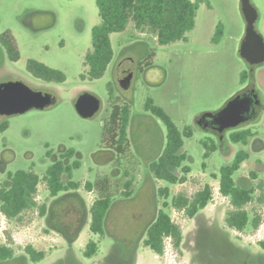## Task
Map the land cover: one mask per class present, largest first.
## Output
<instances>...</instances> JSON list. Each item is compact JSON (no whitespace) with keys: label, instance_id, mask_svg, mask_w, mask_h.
Listing matches in <instances>:
<instances>
[{"label":"rangeland","instance_id":"obj_1","mask_svg":"<svg viewBox=\"0 0 264 264\" xmlns=\"http://www.w3.org/2000/svg\"><path fill=\"white\" fill-rule=\"evenodd\" d=\"M252 1L259 12L256 28L264 37V0ZM100 21L96 0H0V35L10 31L20 51L19 60L12 61L2 48L0 82L20 79L35 89L53 90L58 95V103L51 107L4 117L9 125L0 131V187L9 186L8 172L18 170H34L41 181L35 202L20 219H8L0 206V242L15 250L12 259L0 264H127L134 251L135 264H264V200H258L264 195V63L253 66L241 55L247 26L241 0H199L196 24L187 33L188 39L165 45L149 27H137L131 21L125 31L111 34L114 58L102 77L91 80L82 75L88 70L85 56L92 50V30ZM219 24L222 35L216 41ZM32 58L62 69L67 79L55 83L34 77L27 68ZM127 72L132 75L124 87L122 79ZM243 74L247 75L245 82ZM251 83L263 103L257 118L239 126L253 130L251 142L233 143L229 140L233 129L226 130L224 141L206 158L202 141H220L215 133L199 127L198 117L218 111ZM84 91L101 99L100 110L91 118L81 116L75 107L76 98ZM148 97L170 115L182 133L192 128V136L183 134L187 163L192 168L183 184L149 176L148 162L162 152L167 127L145 110ZM117 101L132 105L128 127L131 146L120 160L111 151L102 152L106 149L104 125ZM253 139L260 143L254 146ZM70 148L76 150L73 159L81 161L73 170V180L82 183L79 192L88 207L101 190L95 187L89 191L87 181L108 178L114 201L123 198L124 191H132L128 203H116L104 235L93 233L86 224L80 237L70 241L51 226L47 214L40 212L44 203L48 207L52 203L43 177L61 158V152ZM242 148L250 157L234 178L241 186L256 189L255 199L246 208L251 216L258 213L262 219L257 229L249 226L236 231L224 221L233 206L220 192V169ZM206 184L213 187L214 199L196 219L169 207L184 231L181 250L168 245L160 256L145 246L144 231L153 211L164 201L158 190L168 187L171 203L174 195L193 196ZM90 239L98 242V251L88 257L84 249ZM28 245L45 251V257L31 261L25 251Z\"/></svg>","mask_w":264,"mask_h":264},{"label":"trees","instance_id":"obj_2","mask_svg":"<svg viewBox=\"0 0 264 264\" xmlns=\"http://www.w3.org/2000/svg\"><path fill=\"white\" fill-rule=\"evenodd\" d=\"M96 3L101 21L93 27L92 50L85 56L88 70L82 75L83 78L88 77L91 80L102 77L114 58L112 33L125 31L132 21L137 27H149L157 34L158 42L162 45L187 40V33L195 27L199 8V0H96ZM221 35L222 27L219 24L214 40L218 41ZM0 46L6 50L12 61L19 60L20 51L10 31L0 35ZM150 64L151 62H147V65ZM27 68L34 77L46 82L62 83L67 79L62 69L37 59H29ZM246 76L242 75L243 82L246 81ZM248 86L254 88L259 94L254 83ZM145 110L162 119L167 127V139L162 152L148 162L149 174L155 179L165 180L171 184L185 183L189 179L192 168L187 163L188 153L184 150L183 134L192 136V128L187 127L182 133L170 115L151 97H148L145 102ZM131 114L130 103L114 102L104 125L103 146L111 150L118 160L129 152L131 146L128 131ZM0 116L2 117L0 131H4L8 128L9 121L4 118L5 116ZM253 136L254 132L251 128L239 127L230 131L229 140L233 143L248 145ZM202 143L206 147V158L219 147L214 139L203 140ZM75 155V149H67L62 154V158L53 162L47 169L43 180L47 184L50 196L55 199L49 207L47 203H44L40 208L42 215L47 214L51 226L70 241L78 238L88 215L91 216L90 230L104 235L109 214L116 205L114 195L110 191L109 179L105 177L95 182H86L85 186L89 191L95 187L101 190V195L88 207L85 198L79 192L82 183L73 180V170L81 166L79 159H73ZM249 157V151L242 148L235 153L231 162L220 169V192L230 199L233 206L226 213L224 221L228 228L236 231H244L249 226L257 229L262 219L258 213L251 216L246 208L255 199L256 189L243 187L234 178V174ZM203 165L205 168L206 164ZM8 176L10 185L0 187L1 211L8 219H20L23 212L30 209L35 202L41 177L34 170L8 172ZM126 185L129 188L131 181H128ZM260 186L262 187V184ZM158 191L164 201L144 231L143 243L162 256L166 250L168 237L172 238V244L177 250H181L185 237L182 226L173 219L169 207L172 206L184 212L189 219H192L212 201L214 193L213 187L206 184L193 196L184 193L174 195L170 203L168 201L170 189L164 187ZM131 195L132 191L129 189L123 192L126 198ZM258 200L263 201L264 195ZM25 251L33 262L41 260L46 255L45 251L37 250L32 245L26 246ZM97 251L98 242L90 239L85 246L84 254L91 257ZM14 254L13 247L0 242V261H8L14 257ZM136 255L134 251L127 264H135Z\"/></svg>","mask_w":264,"mask_h":264},{"label":"water","instance_id":"obj_3","mask_svg":"<svg viewBox=\"0 0 264 264\" xmlns=\"http://www.w3.org/2000/svg\"><path fill=\"white\" fill-rule=\"evenodd\" d=\"M241 7L247 21L245 37L240 52L242 57L251 65L264 63V37L256 28L259 17L257 7L252 0H241ZM1 57V51H0ZM132 73L122 79V86L128 87ZM58 103V96L53 92L35 89L23 80H5L0 82V115L12 116L22 114L33 108L46 109ZM101 99L91 91L78 95L75 107L79 114L91 118L101 108ZM260 94L255 89L234 95L222 108L216 112H206L198 117V124L212 127L225 139V132L256 118L263 109Z\"/></svg>","mask_w":264,"mask_h":264},{"label":"flooded vegetation","instance_id":"obj_4","mask_svg":"<svg viewBox=\"0 0 264 264\" xmlns=\"http://www.w3.org/2000/svg\"><path fill=\"white\" fill-rule=\"evenodd\" d=\"M0 51H2V48H1V46H0ZM253 66H255V65H253ZM252 89H254V88H252V87H249V86H246V87H244L238 94H240V93H244V92H246V91H250V90H252ZM48 91H50V92H53L54 94H56L57 95V93L55 92V91H53V90H48ZM58 96V95H57ZM262 106L261 105H257L256 106V109H260ZM263 110V109H262ZM261 110V111H262ZM261 113V112H260ZM259 113V114H260ZM258 114V115H259ZM258 115H257V117H258ZM256 117V118H257ZM253 119H255V118H253ZM252 119V120H253ZM251 121V120H250ZM249 122V121H248ZM245 124V123H244ZM243 125V124H242ZM241 126V125H240ZM199 127H203V128H205L206 130H208V131H211V132H213V133H215L217 136H218V138H219V141H220V143H219V146H220V144H221V142L222 141H224V140H221V138H220V134L215 130V129H213L212 127H207L205 124L203 125V126H200L199 125ZM251 142V141H250ZM260 143V140L259 139H253V145L255 146V144L257 145V144H259ZM222 144H225L224 142L222 143ZM263 146L262 145H260V147L258 148L259 150L262 148ZM67 149H64L62 152H61V158H62V154L66 151ZM109 151H111V150H109V149H104L102 152L104 153V155H105V153L106 152H109ZM112 152V151H111ZM112 155L114 156L115 154L112 152ZM116 156V155H115ZM117 157V156H116ZM61 158H58L57 160H59V159H61ZM64 159H65V157H64ZM149 173V172H148ZM240 185V184H239ZM243 187H245V186H243ZM213 199H214V197H213ZM209 205V204H208ZM207 205V206H208ZM207 206H206V208H207ZM160 208V207H159ZM158 208V209H159ZM206 208H204V209H202V210H200L194 217H193V219H196L198 216H199V214L201 213V212H203ZM158 209L156 210V212L158 211ZM156 212H154L153 211V214H152V219H153V217H154V215H155V213ZM151 219V220H152ZM151 222V221H150Z\"/></svg>","mask_w":264,"mask_h":264},{"label":"crops","instance_id":"obj_5","mask_svg":"<svg viewBox=\"0 0 264 264\" xmlns=\"http://www.w3.org/2000/svg\"><path fill=\"white\" fill-rule=\"evenodd\" d=\"M149 176L150 177H152L150 174H149ZM153 178V177H152ZM153 180H156L155 178H153ZM155 190H157V189H154V191H153V194H156V191ZM133 198V195H131L130 197H123V198H121V199H119V200H116V203L117 204H125V203H128L131 199ZM55 198H52V200H54ZM116 206V205H115ZM208 207V206H207ZM153 210H155V207L153 206ZM152 219V218H151ZM86 224H89V228H90V215H88V217H87V221H86ZM85 224V225H86ZM83 230V229H82ZM82 230L80 231V233H79V236H78V238L80 237V235H81V233H82ZM91 231V230H90ZM60 234V233H59ZM62 235V234H61Z\"/></svg>","mask_w":264,"mask_h":264},{"label":"built area","instance_id":"obj_6","mask_svg":"<svg viewBox=\"0 0 264 264\" xmlns=\"http://www.w3.org/2000/svg\"><path fill=\"white\" fill-rule=\"evenodd\" d=\"M168 245H169V246H172V245H173V244H172V238H171V237H168L167 240H166V247H167Z\"/></svg>","mask_w":264,"mask_h":264}]
</instances>
